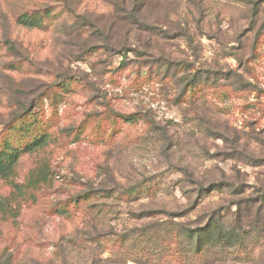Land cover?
<instances>
[{"label": "rangeland", "instance_id": "1", "mask_svg": "<svg viewBox=\"0 0 264 264\" xmlns=\"http://www.w3.org/2000/svg\"><path fill=\"white\" fill-rule=\"evenodd\" d=\"M37 136L0 264H264V0H0V151Z\"/></svg>", "mask_w": 264, "mask_h": 264}, {"label": "trees", "instance_id": "2", "mask_svg": "<svg viewBox=\"0 0 264 264\" xmlns=\"http://www.w3.org/2000/svg\"><path fill=\"white\" fill-rule=\"evenodd\" d=\"M67 0H62V3L66 6ZM69 10V9H68ZM43 16L50 15V12L45 11ZM38 15H30L29 13L22 14L18 17L17 21L21 24L25 25H33L36 23H31L32 21H36L41 18L37 17ZM43 18V17H42ZM132 21L136 22L139 26V21L137 19V15L135 12L131 13ZM40 23L39 25L42 26L41 19H39ZM126 121L128 122H136L137 117L136 115H130ZM47 144V138L45 136H37L34 138L30 143L26 144L22 149H18L13 147L9 142H5L4 148L0 151V177L5 179L10 177L14 171L16 166L19 163V160L24 154H33L36 153L38 150L43 149ZM46 174L43 170H39L38 173L35 175H31V177L28 179L27 186H36L38 184H44L46 183ZM223 183H218L217 185H214V182H210L207 187L201 190L200 196L203 194L207 195L217 190L218 187L222 186ZM227 188H231L232 190H235L236 193L239 194L242 192L239 190L238 187L235 186L233 183H227ZM261 194V197H258V201H262L264 203V188L260 189L258 191ZM264 205V204H263ZM264 207L260 205L259 210H262Z\"/></svg>", "mask_w": 264, "mask_h": 264}]
</instances>
